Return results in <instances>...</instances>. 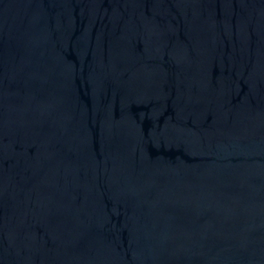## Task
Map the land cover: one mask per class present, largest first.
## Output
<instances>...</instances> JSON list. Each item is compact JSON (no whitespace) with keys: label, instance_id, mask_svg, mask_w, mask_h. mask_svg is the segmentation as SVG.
<instances>
[{"label":"water","instance_id":"95a60500","mask_svg":"<svg viewBox=\"0 0 264 264\" xmlns=\"http://www.w3.org/2000/svg\"><path fill=\"white\" fill-rule=\"evenodd\" d=\"M0 264H264V0H0Z\"/></svg>","mask_w":264,"mask_h":264}]
</instances>
